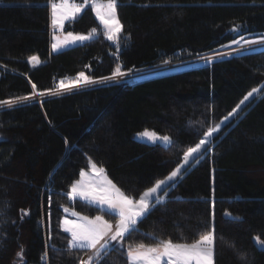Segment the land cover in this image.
Segmentation results:
<instances>
[{
    "label": "trees",
    "instance_id": "obj_1",
    "mask_svg": "<svg viewBox=\"0 0 264 264\" xmlns=\"http://www.w3.org/2000/svg\"><path fill=\"white\" fill-rule=\"evenodd\" d=\"M118 44L91 7L66 32L98 36L51 50L49 0H0V104L57 89L84 72L94 80L130 73L264 36V0H118ZM36 56L40 65L32 67ZM35 85V87H33ZM262 88L186 166L122 246L93 264H129V246L191 243L215 233V264H264V49L141 81L83 88L0 111V264H80L65 208L115 223L118 217L69 196L89 161L139 199L183 164L184 153ZM144 131L168 135L149 144ZM51 236V238H49Z\"/></svg>",
    "mask_w": 264,
    "mask_h": 264
},
{
    "label": "snow or ice",
    "instance_id": "obj_2",
    "mask_svg": "<svg viewBox=\"0 0 264 264\" xmlns=\"http://www.w3.org/2000/svg\"><path fill=\"white\" fill-rule=\"evenodd\" d=\"M89 2H91L96 18L103 26L107 39L118 44L123 27L117 15L118 0H83V3H76L74 0H49L53 29L59 28L62 30L64 22L74 18ZM95 33L96 29L93 28L88 35H74L69 32L63 41H60L58 37H54L58 42L53 43L52 48L55 51L68 44H75L78 41L83 42L90 39ZM235 42L239 43V41ZM247 43L254 42L249 41ZM29 62L38 63L39 61L36 56H32L29 58ZM126 75V72L117 67L111 76L103 77L102 81H112ZM99 82L101 81L94 80L86 76L84 72H80L75 80L70 83L80 87ZM63 83L62 81L61 84ZM258 91V89L253 88L240 103L243 104ZM20 99L29 98L21 97ZM5 103L10 104L11 102ZM239 107L237 105V108L233 109L229 116H234ZM219 130L218 127L209 129L206 137H212ZM138 135L153 143L158 140L164 144L171 143V138L168 135L158 136L155 132L149 131H144ZM208 142L207 138L201 139L195 147L188 148L183 156V164L173 170L167 180L156 182L139 199L126 195L107 178L104 168L98 167L95 163L89 161L93 176L85 181L88 174L81 171L80 180L71 185L69 196L72 199L80 197L83 200L97 204L102 212L114 214L118 217V220L115 227H113V224L106 220L103 215H97L90 219L73 212L72 215L78 216V220L64 219L62 221L63 231L69 233L71 237L68 240V247L92 252V255L86 260L81 259L80 264H93V261H98L101 258V253L109 248L110 242H123L125 234L134 229L138 220L145 216L154 204L164 202L163 198L168 195V191L174 186L173 183L169 182H174L178 177H182V169L187 170L185 166H191V164L199 162V154L202 149L206 150L205 146ZM67 211L68 209L65 208V212ZM254 239L258 244L264 245V241L260 237L257 236ZM102 241L103 243H101ZM214 247L215 233L213 229L201 233L199 239L191 243L173 242L171 239H160L154 244L138 243L135 246H129L127 256L129 264H214Z\"/></svg>",
    "mask_w": 264,
    "mask_h": 264
},
{
    "label": "rangeland",
    "instance_id": "obj_3",
    "mask_svg": "<svg viewBox=\"0 0 264 264\" xmlns=\"http://www.w3.org/2000/svg\"><path fill=\"white\" fill-rule=\"evenodd\" d=\"M74 2L83 3V0H74ZM88 7L92 8L91 2H89L86 5H84V7L82 8L81 12L78 13L74 18H70L69 20H66L64 22V26H63L62 30L59 29V28L53 29V27L51 26V31H52V34H51V50H52L53 53H59V52H62L64 50H66V49H69V48H72V47H75V46H78V45L85 44V43L91 41L96 36H98V33L96 31V33L90 39L85 40L83 42H79L78 41L75 44H68L66 46L60 47L58 50H55V51L52 48V44L58 42L56 39H54V37H58L60 41H63L64 37L69 33V32H66V30H65L66 25L69 22L77 19L85 11V9H87ZM94 14H95V12H94ZM117 15H118V13H117ZM95 16H96V14H95ZM71 33H73L74 35H88L89 34V33L88 34H82V33H74V32H71ZM235 41H239V43H236ZM235 41L230 43V44H228V45H226V46H224V47H222L221 49H218V50H216L214 52H211V53L203 54V55H200V56H197V57H194V58H189V59L178 58L179 60L168 62L167 64L162 65V66H158V67H154V68H150V69H144V70H139V71H136V72L127 73L126 76H124L122 78L118 77L116 80H112V81L105 82V81H102V80H97V81H101V82L95 83V84H88V85H82L80 87H76V86H74V85H72L70 83L71 81H74L76 77L75 78H66V79L61 80L58 83V85H57V89H55V90H53L51 92H47V93H45L43 95H41V93H39V92H35L31 97H28L29 99H23V100H19V101H9V102H11L10 104L9 103H1L0 104V111L3 110V109L10 108V107H12V106H14V105H16V104H18L20 102H42L47 97L59 96V95H62V94H66V93H70V92H73V91L81 90L83 88H89V87L99 86V85H103V84H111V83H116V82L141 81V80L153 78V77H156V76L166 75V74H169V73H172V72H176V71H181V70H186V69H190V68H194V67H198V66L207 65L209 63H212V62H214L216 60H219V59H222V58H226V57H230V56H234V55H239V54H244V53H248V52L258 51V50L264 49V36L258 37V38H250V37H248V38H240V39L235 40ZM249 41H252L254 43H247ZM111 42L115 43L114 41H111ZM32 65H34V63H32ZM35 65H38V63H36ZM62 81L64 82L63 84H61ZM261 89L262 88H259L258 89L259 90L258 93H254V95L252 97H250L249 100H247L243 104H241L239 109L237 110V112H236V114L234 116H228L227 119H224L222 121V123L217 126L220 129L218 132H215L212 137H205L209 141L206 144V146L211 143L213 138L222 130V128L229 121H231L247 104H249V102H251L256 96L259 95ZM149 132H151V131H149ZM158 136H160V135H158ZM136 138L139 141L146 142V143H149V144H153V142H151L147 138H142L139 135H137ZM157 142H161V141L158 140L155 143H157ZM161 143H163V142H161ZM82 171H84L85 173L88 174L85 177V181H88L93 176L92 169H91L90 165H89L88 169H84ZM105 174H106L107 178L111 180V178L108 176L106 171H105ZM78 180H80V177L75 182H77ZM115 185L117 186V184H115ZM117 187L121 191H123L119 186H117ZM75 199H81V198L80 197H76ZM72 200H74V199H72ZM81 200H83V199H81ZM83 201H86V202H88V203H90V204H92V205H94L96 207H99L97 204L91 203L90 201H87V200H83ZM67 209H68V211L65 212V216L62 219V221L64 219L78 220V216H73L72 215L73 212H75V213H78V212H76L72 208H67ZM78 215L79 216H86V217H88L90 219L94 218V217H90V216H87V215H84V214H81V213H78ZM146 215H147V213L145 214V216ZM145 216L140 218L138 220L137 224ZM61 224H62V222H61ZM112 224H113V227H115L116 222L112 223ZM137 224L134 226V228L137 226ZM112 244H115L117 246H122L123 242L112 241V242L109 243V246L112 245ZM214 252H215V250H214ZM91 255H92V253H91ZM214 264H215V255H214Z\"/></svg>",
    "mask_w": 264,
    "mask_h": 264
},
{
    "label": "crops",
    "instance_id": "obj_4",
    "mask_svg": "<svg viewBox=\"0 0 264 264\" xmlns=\"http://www.w3.org/2000/svg\"><path fill=\"white\" fill-rule=\"evenodd\" d=\"M36 63H34V65H32V63H31V65H32V67H37V66H39L40 65V61L38 62V65H35ZM101 243H103V241L101 242ZM91 251L88 253V254H86L84 257H83V259H87L90 255H91Z\"/></svg>",
    "mask_w": 264,
    "mask_h": 264
},
{
    "label": "water",
    "instance_id": "obj_5",
    "mask_svg": "<svg viewBox=\"0 0 264 264\" xmlns=\"http://www.w3.org/2000/svg\"><path fill=\"white\" fill-rule=\"evenodd\" d=\"M46 99V98H45ZM26 103H29V102H20V103H18V104H16V105H14V106H18V105H21V104H26ZM241 105V104H240ZM239 105V106H240Z\"/></svg>",
    "mask_w": 264,
    "mask_h": 264
}]
</instances>
